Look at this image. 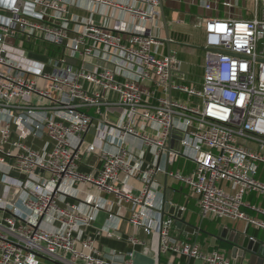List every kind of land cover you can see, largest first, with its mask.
Returning <instances> with one entry per match:
<instances>
[{"label": "built area", "instance_id": "1", "mask_svg": "<svg viewBox=\"0 0 264 264\" xmlns=\"http://www.w3.org/2000/svg\"><path fill=\"white\" fill-rule=\"evenodd\" d=\"M92 1L123 9L138 24L132 29L118 20L110 29L89 20L78 22L69 16L64 0H0V176L14 179V170L26 175L24 181L5 184L0 196V208L11 212L0 220V264H118L103 255L94 239L77 236L93 225L95 212L103 207L99 201L90 212L75 203L61 206L58 200L68 180L132 200L129 221L148 234H159L160 254L173 255V260L187 257V264H233L223 251H203L197 242L177 240L175 216L145 218L137 210L155 174L164 169L132 163L124 144L128 135L140 137L159 155L170 149L172 129L179 131L182 149H170L169 164L186 157L194 168L190 173L165 172L196 196L201 217L242 220L264 229V218L246 211L264 216V207L246 200L251 193L264 196V16L206 19L205 48L212 52L206 51L204 79L196 85L178 75L181 61L176 54L161 51L165 41L155 30L162 0H133L150 9ZM72 19L78 27L71 26ZM18 35L64 46L68 57L84 63L73 69L63 58L47 71L12 42ZM82 80L102 91L85 89ZM103 92L114 98L106 99ZM103 104L121 107L124 115L106 125V136L114 138L110 146L88 144L87 152L97 153L103 165L98 173H83L78 170L81 135L96 119L83 108L94 107L101 114ZM140 122L156 124L157 134H147ZM45 136L51 149L28 143ZM122 174L142 179L140 195L119 187ZM15 186L23 187L20 204L9 201ZM50 216L60 228L43 225ZM124 264H134L133 254Z\"/></svg>", "mask_w": 264, "mask_h": 264}, {"label": "crops", "instance_id": "2", "mask_svg": "<svg viewBox=\"0 0 264 264\" xmlns=\"http://www.w3.org/2000/svg\"><path fill=\"white\" fill-rule=\"evenodd\" d=\"M113 1L150 9L148 5L142 2H134L133 0ZM260 1H263L261 13L259 9ZM260 1L256 3L255 0H162L161 16L156 20L158 27L155 30L156 35L165 41V45L161 47L162 53L165 55L169 53L176 54L181 61L178 75H183L189 84L201 85L204 79V65L207 54L205 44L202 47L205 55L199 57L196 51L191 50L194 47L187 46V48H191L188 50L182 48L174 50L171 47L172 43H180L181 41L190 43L191 29L203 28L205 31L207 18L251 19L255 16L262 18L264 16V0ZM64 2L70 6L69 16L73 19H78V22L89 20L96 25L110 29L115 26L118 20L127 22L132 29H135L136 24H138V22L133 21L129 12L113 6L97 3L92 0H64ZM207 5H210V8ZM73 19L71 20V26L78 27V23ZM150 23L149 21L141 22L145 26H149ZM168 39L170 40L169 43L167 42ZM12 42L23 47L27 51L29 59L33 62L44 64L47 71H52L63 58H66L65 64L73 69L80 68L84 63L79 57H68L67 51L61 45H55L40 39L28 40L22 35H18L15 39H12ZM81 83L85 89L102 91L101 88L85 80H82ZM102 94L106 99L114 98V95L112 96L108 92H103ZM101 102L103 101L101 100ZM100 108L101 114H97L94 107L83 108L86 113L92 114L96 118L90 129L81 135L83 143L80 159L78 160V170L83 173H98L103 165L97 153L87 152L86 148L88 144L95 142L99 145L110 146L114 138L106 136V125L118 123L124 115V110L121 107L103 104ZM139 125L140 127L143 126L147 134H157L158 126L156 124L140 122ZM99 137L103 139L107 138L108 141H99ZM75 142H77L76 139ZM28 143L38 150H43L44 147L47 149L53 147L51 140L47 136L42 139L29 138ZM124 146L131 151L130 158L132 163L138 164L142 169H147L155 164L160 165L164 169L155 174L150 184L149 193L143 197V202L137 206V210L145 213V218L160 215L165 201L177 209L184 207L185 225L182 229H179L175 223V228L173 229V236L177 240L197 242L203 251H223L233 264H260L256 258L253 259L250 255L245 256V250L241 246L235 245L237 247V254L233 256L234 246L217 239L216 235L220 227L224 226L229 230H237L250 235L255 240L260 239L264 242V229L255 227L242 220L203 219L200 215L196 196L192 194L186 185L168 176L165 172V169L169 168L190 173L194 168L193 161L186 157H178L173 164H169L170 149L178 150L177 139L170 146L169 150L163 151L159 155L155 154L154 148L146 145L140 137L128 135ZM12 178L14 179L0 176V193L6 191L5 184L18 183L16 177ZM144 186V182L139 176L121 175L119 187L127 193L138 196L141 194ZM62 190V194L58 200L61 206H65L67 203H75L81 211L90 212L92 211L93 202L99 201L103 207L102 210L95 212L93 225L79 232L77 236L79 238L91 237L94 239L98 248L108 260L124 264L125 260L129 259L131 254H133L134 264H170L171 258L174 264L188 263L187 257H176L173 260V255L160 254L159 234L157 232L148 234L144 228L136 227L129 221L135 206L132 200L119 198L116 194L101 191L92 185L72 180L66 181ZM14 192L15 188L14 191L9 193L11 196L9 201L13 197ZM20 196L17 198V204H20ZM246 200L249 203L264 207V196L257 193L247 194ZM151 203L153 204L152 206H150ZM246 211L253 216L264 218L263 215H259L250 209H246ZM10 213L9 209L0 208V220ZM109 213H113L115 217L110 218ZM195 215L196 219L194 222ZM46 221L47 223L44 222L43 225L49 229L61 227V224L52 216L48 217ZM207 221L218 222L215 234L206 232L207 228L205 225L203 226V222ZM188 225L195 227L194 232L186 231L185 227H188ZM132 237L139 239V242L133 243L131 241ZM42 264L52 263L43 261Z\"/></svg>", "mask_w": 264, "mask_h": 264}, {"label": "water", "instance_id": "3", "mask_svg": "<svg viewBox=\"0 0 264 264\" xmlns=\"http://www.w3.org/2000/svg\"><path fill=\"white\" fill-rule=\"evenodd\" d=\"M22 9V6H20ZM46 19L52 21L49 17H46ZM167 42L169 43L170 40L168 39ZM206 51L212 52L211 49H205ZM178 140V151H181L182 146H181V133L177 130L172 129V137L170 140V146L173 145V143ZM13 177H16L17 179L20 180H25L26 175L21 174L17 170L12 171L11 174ZM15 192L13 193V197L10 199V202L12 204H15L17 201V198L20 196V194L23 191L22 186H15ZM1 196L3 193H0ZM161 214L163 217L166 215H173L176 217V225L179 229H182L183 226L185 225V220H184V210L182 209H177L175 206H172L170 203L165 201L162 209H161ZM186 231L189 232H194L195 227L192 225H188V227H185ZM217 239H220L224 242H226L229 245L234 246L233 248V256H236L237 254V247L236 246H241L245 250V256L250 255L253 257V259L256 258L260 262V264L264 263V242L260 239H254L250 235L241 233L237 230H229L224 226H221L217 235ZM215 240V239H214Z\"/></svg>", "mask_w": 264, "mask_h": 264}, {"label": "rangeland", "instance_id": "4", "mask_svg": "<svg viewBox=\"0 0 264 264\" xmlns=\"http://www.w3.org/2000/svg\"><path fill=\"white\" fill-rule=\"evenodd\" d=\"M263 7V1H260L259 4V9H260V13ZM192 31V35L189 38L190 43H186L184 41H181L180 43H172L171 47L175 50V49H191V48H187V46H191L194 47L191 50L192 51H196L197 55H199V57H202L203 55H205V51L202 49V47L205 44V39H206V33L204 31L203 28H196V29H191Z\"/></svg>", "mask_w": 264, "mask_h": 264}, {"label": "trees", "instance_id": "5", "mask_svg": "<svg viewBox=\"0 0 264 264\" xmlns=\"http://www.w3.org/2000/svg\"><path fill=\"white\" fill-rule=\"evenodd\" d=\"M196 219V215L194 216L193 221L195 222ZM206 226V232L210 233V234H215L217 232V226H218V222L214 221V222H203V226Z\"/></svg>", "mask_w": 264, "mask_h": 264}]
</instances>
